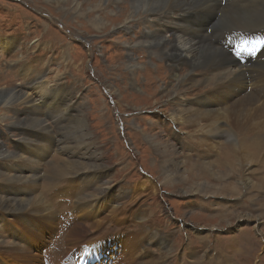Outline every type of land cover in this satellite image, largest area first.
I'll list each match as a JSON object with an SVG mask.
<instances>
[{
  "label": "rangeland",
  "instance_id": "1",
  "mask_svg": "<svg viewBox=\"0 0 264 264\" xmlns=\"http://www.w3.org/2000/svg\"><path fill=\"white\" fill-rule=\"evenodd\" d=\"M85 1L78 8L70 0L63 6L56 5L55 0H0V90L21 96L13 109H1L4 99L0 100V153L15 151L25 160L38 163V168L28 161L16 163L15 171L23 167L16 175L34 177L36 185L22 182L10 187L0 182V198L17 202L28 197L25 194L29 190L33 192L31 198L39 197L51 213L7 212L0 208V264H140V255L148 253L152 259L165 249L157 245L161 237H167V247H171L166 264H264V145L250 141L251 136L247 142L256 147L240 152L239 141H228L230 133L223 119L224 132L209 141L215 148L209 146L205 151L204 145L199 146L202 135L191 133L193 137L189 138V133L169 119L171 98L161 93L164 88L171 89L167 61L150 59L131 45L144 42L145 28L173 38L167 21L175 24L179 12L174 16L159 13L166 21L159 20V15L154 17L159 20L157 27L140 16L137 22H128L126 29H118L122 18L111 15V11L124 12L126 5L120 4L117 10L110 6L106 8L110 14H99L108 24L98 30L88 21L97 9ZM241 4L248 7L239 8ZM263 4L264 0H211L206 7L210 18L196 28L206 33V28L217 26L216 17L218 22L222 19L223 8H228L236 13L237 22L225 25L228 41L221 42L224 47L241 51L246 59L255 60L246 52L261 53L264 28L254 22L246 25L242 19L249 9H263L264 13ZM180 20L187 21L183 15ZM262 20L264 23V17ZM234 33L247 34L249 43L242 45L244 50L234 47L238 42ZM206 43L223 48L217 38L210 41L209 35ZM128 53L140 64L133 68V74L127 71ZM182 69L179 75L189 71L187 66ZM202 73L196 72L197 79ZM205 76L211 78L202 74ZM132 81L136 88L130 87ZM39 86L46 90L39 92ZM209 87L199 86L196 91L191 88L187 98L197 100ZM115 89L117 94L112 92ZM235 93L231 99L241 94ZM26 96L31 100L27 106ZM204 105L216 107L215 103ZM31 114L40 122L38 126L26 124ZM18 119L24 123H17ZM23 137L26 141L20 142ZM159 139L170 145L167 155L150 145L149 140L158 144L155 140ZM40 145L48 148L44 152L36 150ZM17 146L22 147L21 152ZM235 156L240 157L239 164ZM169 157L187 163L190 171H199L207 161L211 173L217 172L222 180L198 172L177 186L164 185L158 164ZM11 160L0 155L1 174L15 175L8 164ZM81 161L89 166L82 172L88 175L86 181L80 180V171L66 170V175L60 177L53 173L64 163ZM54 162L57 168L53 169ZM234 163L236 168L230 173L228 165ZM246 165L249 168L245 171ZM188 177L185 172L183 179ZM104 182L110 190L107 201L112 203L104 206L99 195L98 205L89 203L96 211L89 216L79 200H93L91 195ZM196 184H206L210 192L217 190L220 195L183 192L193 190ZM226 185L231 190H222ZM238 186L240 194L231 197ZM238 215L243 217L235 218ZM154 234L157 238H150Z\"/></svg>",
  "mask_w": 264,
  "mask_h": 264
},
{
  "label": "bare ground",
  "instance_id": "2",
  "mask_svg": "<svg viewBox=\"0 0 264 264\" xmlns=\"http://www.w3.org/2000/svg\"><path fill=\"white\" fill-rule=\"evenodd\" d=\"M70 1L73 2V7L78 6L79 8L83 0H70ZM86 1L94 10L97 9L96 10L97 13L99 12L98 14L96 13L94 17H90L88 19L90 26L98 30H100L101 28H105V26L108 24L104 18L99 16V14H101V12L110 14L109 13L110 10L107 11L106 9L110 6L113 7V9L117 10L120 8V4L126 5V9L124 12L121 9L118 11V14L112 13L111 11V15L114 14V15H117L116 18H120V19L122 18L121 24H119V26H116L118 29L119 28L124 29V27L126 29V26H128L127 24L133 21L135 22L136 19H140L143 16H145L144 18H145L146 23L152 24L151 22L153 21L155 22L154 27H157V25L159 24V20H163V21L165 20L164 18L161 17V15H159V13H165V16H168V15L174 16L175 13L179 12L178 17L175 19L176 21L175 24L167 19L168 20L167 23L170 25L169 30L173 38L169 39L165 37V34H163L164 32L162 33L161 31L157 29L149 30L148 28L147 29L145 28L143 32L144 42H136L134 44L131 43V45L135 46L141 51H144L146 55L150 56L151 57L150 59L156 58L157 60H160V61H163V60L167 61L166 64L171 69L170 74H171L172 83L170 84V87H169L171 89L168 90L164 88L163 89L164 92L161 91V93L163 97L170 96L171 98V102L169 101L170 103L168 104H171L173 107L170 110L169 119L173 120V122L181 126L183 131H185L186 133H189L188 135L189 138L193 137L191 133L202 135V137L204 138L199 143V146L204 145L206 147L205 151H209V148H208L209 146L210 148H213V149L215 148L213 147V145H209L210 144L209 141L214 139L215 136L220 137L221 132H224L222 131L223 119L226 120L225 126H226L227 131L230 133V137L228 141H233V142L239 141L238 144L240 145L238 147L241 148L240 152H242L245 149H248V147L255 148L257 144L258 146L264 145L260 143V140H261L260 137L264 139V59L261 58L262 55L264 54V47L262 50H260L261 53L257 57L254 56L255 60L246 59L245 54H243L238 49L231 48L229 46L224 47V44L221 41H223L225 37H227L225 25L237 22L235 12H229L228 8L226 10L223 8V17L219 22L217 20V17L215 18V15L213 17L215 18L216 25L217 26L221 25L223 28L219 29L217 26H212V28L210 27V28L205 29L207 30L206 33L205 32L201 33V29H198L196 27H201L203 23L202 21L210 18L207 15L210 12L206 7L211 5V0H100V2H97L96 0H94L95 2L90 1V0H86ZM259 1L260 0H258V2ZM67 2H69V0H55L56 5L61 4L63 6L64 4H67ZM253 4L255 5V3ZM253 4L251 5L254 6ZM259 4H262V3L260 2ZM243 5L241 4L240 6L239 5L238 6L239 8L242 7L243 9V7L246 6V5L245 6ZM192 7H196L201 10L196 11ZM210 10L212 9L210 8ZM262 10L256 9L255 11H253V9H249L248 11L245 12L246 16L243 17L242 21H245L246 25H249L251 22H254L253 24H257V26L260 25V27L263 26L264 28V23L262 22L264 13ZM158 15H159V20L158 19L155 20L154 17H157ZM182 15L187 19V21L180 20V16ZM111 27L113 28L114 25H112ZM114 30L115 29H112V31ZM207 35H209L210 41L212 40V37H213V40L217 38L219 41V44H221L223 48L222 47L218 48L215 45H210L206 43ZM211 35H214V36L210 37ZM226 40L227 39H225L224 41ZM129 45H130V42H128L126 46L128 47ZM237 52L240 53L239 54L240 57H244L246 59V62L243 65L239 64V62H236L235 60V55L237 54ZM127 56H128V60L126 64L127 71H130V74H133V68L139 67L140 64L138 62H135L136 58H133L130 53H128ZM185 66H187V69H189L188 73L186 72V73L179 75L178 74L179 71H182L183 70L182 68ZM199 68H203V69H199ZM199 70L203 72L202 74L208 75L211 78L205 76L206 78L205 79L204 77H202V74H201L199 78L197 79V76L195 74ZM199 86H205V88H207L208 86L210 87L205 93L198 95L197 100L195 98H187V95L189 93L191 94V91H190L191 88L193 91H196ZM130 87L136 88L133 81L131 82ZM38 89H39V92H42L41 91L42 89L46 90L45 87H40ZM238 91H240L241 94L237 96V99L236 100L235 98L231 99V95L237 94L235 92H238ZM112 92L114 94L115 93L117 94L116 89L114 91L112 90ZM19 94L20 93L18 92L15 93L11 91L10 93V92H5L3 90H0V97L2 96L0 100L4 99V101H1V103H3L1 104L3 106L1 107V109L2 108L3 109H13L14 102L18 101V98L21 97ZM28 98L29 97L27 96L24 98L25 101L27 100L25 104L26 106H27V103L31 101ZM202 99H204V101ZM212 99H214L215 101H213ZM206 103H209L211 105L215 103L216 107L209 108L207 105H204ZM33 118L34 116L31 114V117H29V119L26 120V124L30 127H33V126L35 127L40 124V122H37ZM16 121L19 124L24 123L23 122L24 120H21V119H18ZM82 122H85V121H82ZM185 132H181V134L183 136H187ZM251 136L253 137L250 139V141L254 140L256 145L252 143V146H249L247 141H248V138ZM25 141H26V138L23 137L20 142H25ZM155 141H157L158 144H156V142L151 143V141L149 140L150 145H152V147L158 153H161V155L164 153L167 155L170 149V145L167 143V141L166 140L164 141L161 139L155 140ZM160 141H163V142L161 143ZM199 141H200V138H199ZM216 144L217 142H215V146ZM23 147H25L24 150L28 149V147L26 146H23ZM46 147L47 146L40 145L36 148V150L39 151V149H41V152H44V149H46ZM16 148L20 152L22 151L21 149H19L22 147L17 146ZM171 148L176 151L174 147H171ZM234 150L236 149L234 148L232 152H234ZM235 153L237 152L235 151ZM0 155H1V158L6 161L9 159H12L8 164L12 168H14V170L12 171H13V174H15V175H12V173H2L1 174L0 172L1 174L0 182L10 187L12 186L15 187L22 182L23 184H30L34 186L36 185V179L34 177H28L26 175H16V173L22 171L23 167L15 171V169L17 168V167L15 168V164L16 163L26 164L28 160H25L21 155L15 153V151L13 153H6L2 150ZM239 159L240 157L235 156L234 161L238 162L239 164V161H240ZM35 161L34 162L28 161V162L31 163L32 166L33 165L36 166L38 165V163L34 164ZM81 163L79 164L78 162H68V163H64L63 167L59 169H54V168H57L55 165L57 163L54 162L53 163V169H54L53 173L55 174V176L60 177V176L66 175V172H67L66 170H70L71 172L80 171L82 173L84 172V170L89 169L88 168L89 166L87 167L85 164L83 163L81 164ZM235 165L236 163L228 165V170L230 173H232L234 171V168H236ZM158 167L161 170V174L159 177L162 181L161 183L167 186L169 185L175 186L176 184L178 185L180 184L181 181H190L192 177H195V174L198 172H200L201 174H211L212 179L222 180L221 179L222 177H220L219 174H217V172L211 173L210 164L207 161L202 163L199 166L200 167L199 171H195V170L190 171L187 168L188 167L187 163L182 162V161L176 162V159H174V157H169L167 159L166 158L160 159ZM245 168H246L245 171L248 170L249 165H246ZM185 172L189 174L188 179H183V174ZM87 178H88V175H84L82 173L80 180L86 181ZM94 180L97 182L98 178H94ZM243 185H244L243 188L245 189L246 184L244 183ZM106 186L107 185L104 182L103 187L98 186L95 189L96 191L93 190L94 193L96 192L95 194L91 195V197H93V200H88L86 198H84V200L82 198H80V200L78 199L81 205H85L84 210L88 212L89 216H91L92 214L93 215L96 214V211L94 209L91 210L93 206L90 207L89 203L98 205L99 202L101 201V203H103L104 206L110 205L109 203L111 202V200L109 199L110 202L107 201L109 194H110V190H107L108 186L107 187ZM154 188L156 192V187ZM195 188L196 190H194ZM195 188L193 190L183 191V192L186 194L193 193V192H198V193L202 192L201 194L203 195H206V196L209 195L213 197H215L214 195H220V192L217 190L210 192L211 187L207 186L206 184L204 185L196 184ZM222 190L227 191L231 189H229V185H226L223 187ZM106 192L107 194H105ZM231 192H234L231 195V197H236L240 194L241 189H239V186H238L237 189ZM32 193L33 192L29 193V190H27L25 195H28V197L20 199L17 202H11L7 199L0 198V208L4 209L7 212H11V211L15 212L17 210H21V211L26 210L27 212L32 211V212H35L36 214L38 213L42 214L43 212L41 211H44L45 214L50 215L51 213L46 211L47 204L43 202L37 196L31 198ZM99 195H101L100 201L97 200L99 199L98 198ZM87 206L90 208V210L87 208ZM239 217L242 218L243 216L238 215L235 218H239ZM139 220H141L143 223L144 219L139 218ZM142 227H143V232L146 233L147 229L143 225ZM147 235L149 234H145V237H147ZM154 237H156V235L150 236V238H154ZM156 242H157V245H161L165 247V249L163 250L161 248L162 250L159 251V254L156 257H152V259L149 258L148 253L145 256L140 255L141 256L140 261L142 262L140 264H166V260L169 256L168 255L169 250L171 249V247L170 248L167 247L169 245V240L167 237L165 238L161 237L160 240L157 238ZM5 244L3 246L7 247L8 245L5 246ZM4 264H7V263L4 262Z\"/></svg>",
  "mask_w": 264,
  "mask_h": 264
}]
</instances>
